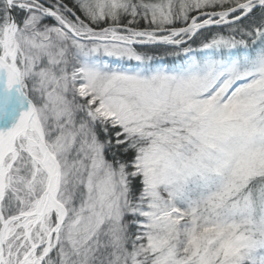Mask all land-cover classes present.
Listing matches in <instances>:
<instances>
[{
    "label": "snow or ice",
    "instance_id": "snow-or-ice-1",
    "mask_svg": "<svg viewBox=\"0 0 264 264\" xmlns=\"http://www.w3.org/2000/svg\"><path fill=\"white\" fill-rule=\"evenodd\" d=\"M0 264H264V0H0Z\"/></svg>",
    "mask_w": 264,
    "mask_h": 264
}]
</instances>
